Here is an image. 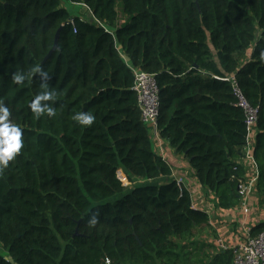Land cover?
I'll return each mask as SVG.
<instances>
[{
    "label": "trees",
    "instance_id": "1",
    "mask_svg": "<svg viewBox=\"0 0 264 264\" xmlns=\"http://www.w3.org/2000/svg\"><path fill=\"white\" fill-rule=\"evenodd\" d=\"M69 2L92 21L61 0H0V104L23 131L20 153L0 170V264H232L231 250L200 238L208 216L189 192L160 182L171 168L142 123L133 70L155 76L157 135L220 209L238 205L244 177L233 77L257 110L252 156L264 197V0ZM45 91L54 115L37 117L30 104ZM81 112L95 117L90 126L74 119ZM261 232L264 223L250 230Z\"/></svg>",
    "mask_w": 264,
    "mask_h": 264
},
{
    "label": "crops",
    "instance_id": "2",
    "mask_svg": "<svg viewBox=\"0 0 264 264\" xmlns=\"http://www.w3.org/2000/svg\"><path fill=\"white\" fill-rule=\"evenodd\" d=\"M65 1L75 9H81L80 17L92 21L83 6L73 5L69 0H61L63 7ZM120 19L122 23L126 21L123 16ZM148 130L151 132L150 138L155 154L165 160L171 168V176L168 179H161L160 182L182 179L183 187L189 192L193 207L203 211L208 216L209 227L200 233V238L204 242L213 245L216 252L223 251L221 244L231 248L243 242L246 228L251 229L257 224L264 223V197H261L258 193L257 187L247 200V214L243 213L239 202L232 209H220L213 193L202 188L197 182L188 161L182 156L176 155L158 135L155 137L150 128ZM241 166L244 169V178L249 177L252 174L251 166L246 162L243 163V161H241ZM116 173L125 176L120 169Z\"/></svg>",
    "mask_w": 264,
    "mask_h": 264
},
{
    "label": "built area",
    "instance_id": "3",
    "mask_svg": "<svg viewBox=\"0 0 264 264\" xmlns=\"http://www.w3.org/2000/svg\"><path fill=\"white\" fill-rule=\"evenodd\" d=\"M133 85L131 90L134 92L137 105L141 112V120L146 127L150 128L153 135L157 137L156 120L159 113V91L154 75L148 74L142 70H133ZM226 81L231 86L238 98V107L244 111L247 128L246 147L243 157V163H248L252 168V174L249 177L239 180L237 185V195L239 206L244 214L248 213L247 200L253 194L257 187L259 179V169L252 156L253 138L255 135V125L257 121V110L251 108L240 96L237 90L236 81L233 77L227 78ZM118 180L124 185L128 182L126 177L121 173H116ZM179 188L183 187L181 178L175 181ZM128 184H130L128 182ZM249 228L244 232L243 242L228 248L221 244L223 251H232V264H264V232L256 236H251ZM106 264H109L106 261Z\"/></svg>",
    "mask_w": 264,
    "mask_h": 264
},
{
    "label": "clouds",
    "instance_id": "4",
    "mask_svg": "<svg viewBox=\"0 0 264 264\" xmlns=\"http://www.w3.org/2000/svg\"><path fill=\"white\" fill-rule=\"evenodd\" d=\"M32 71L44 83H47L51 79L49 73L42 67H35ZM24 80L25 75L23 73H15L13 75V81L16 84H22ZM54 96L55 94L52 91H45L37 95L30 104L33 114L37 117L45 112H47L49 116L54 115V110L48 103L54 100ZM74 119L81 125L90 126L94 122L95 117L89 113L81 112L77 113ZM22 137V129L10 120V109L0 104V170L6 168L9 161L14 160L20 153L23 147ZM95 222V218H93L91 223L94 224Z\"/></svg>",
    "mask_w": 264,
    "mask_h": 264
},
{
    "label": "rangeland",
    "instance_id": "5",
    "mask_svg": "<svg viewBox=\"0 0 264 264\" xmlns=\"http://www.w3.org/2000/svg\"><path fill=\"white\" fill-rule=\"evenodd\" d=\"M63 5H64V7H65V9H67V11L70 13V15L72 16V17H80V14H81V9H79V8H74V7H72V6H70L66 1L65 2H63ZM117 11L119 12V19H118V24H122V22H121V19H120V17L122 16V13H121V9H120V5H119V3H117ZM125 20H127V18L125 17ZM250 51V49L248 50V52ZM150 131H148V133H149ZM150 134H151V132L149 133V136H150ZM153 150H154V148H153ZM128 181V180H127ZM124 187H130L131 185L130 184H128V182L126 183V182H124V185H123Z\"/></svg>",
    "mask_w": 264,
    "mask_h": 264
},
{
    "label": "water",
    "instance_id": "6",
    "mask_svg": "<svg viewBox=\"0 0 264 264\" xmlns=\"http://www.w3.org/2000/svg\"><path fill=\"white\" fill-rule=\"evenodd\" d=\"M58 35V34H57ZM57 35H56V38H55V42H54V46H53V49L51 50V52L49 53V55L56 49V40H57ZM7 261L10 263V264H14L13 260L12 259H7Z\"/></svg>",
    "mask_w": 264,
    "mask_h": 264
}]
</instances>
